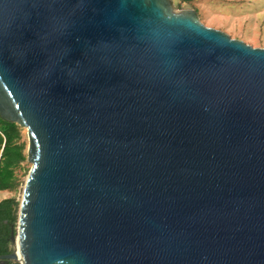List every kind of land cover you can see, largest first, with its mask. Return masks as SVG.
I'll return each mask as SVG.
<instances>
[{"label":"water","instance_id":"95a60500","mask_svg":"<svg viewBox=\"0 0 264 264\" xmlns=\"http://www.w3.org/2000/svg\"><path fill=\"white\" fill-rule=\"evenodd\" d=\"M0 118V264H264V47L171 0H0Z\"/></svg>","mask_w":264,"mask_h":264},{"label":"rangeland","instance_id":"374dc122","mask_svg":"<svg viewBox=\"0 0 264 264\" xmlns=\"http://www.w3.org/2000/svg\"><path fill=\"white\" fill-rule=\"evenodd\" d=\"M174 9H194L199 21L219 29L230 38L242 40L254 47H264V0H171ZM20 140L26 148L25 129L20 130ZM29 163L25 160L16 168L19 185L15 191H0V199L14 196L18 201ZM3 192L5 195L3 196Z\"/></svg>","mask_w":264,"mask_h":264},{"label":"trees","instance_id":"16d2710c","mask_svg":"<svg viewBox=\"0 0 264 264\" xmlns=\"http://www.w3.org/2000/svg\"><path fill=\"white\" fill-rule=\"evenodd\" d=\"M20 130L15 123L0 118V191H15L19 185L15 170L25 160ZM17 206L14 196L0 199V253L9 251V226L15 221Z\"/></svg>","mask_w":264,"mask_h":264},{"label":"crops","instance_id":"0c3cea01","mask_svg":"<svg viewBox=\"0 0 264 264\" xmlns=\"http://www.w3.org/2000/svg\"><path fill=\"white\" fill-rule=\"evenodd\" d=\"M3 191H5V190H3ZM5 195V192H3V196ZM8 197V196H7ZM2 199V198H1Z\"/></svg>","mask_w":264,"mask_h":264},{"label":"flooded vegetation","instance_id":"af4514ba","mask_svg":"<svg viewBox=\"0 0 264 264\" xmlns=\"http://www.w3.org/2000/svg\"><path fill=\"white\" fill-rule=\"evenodd\" d=\"M0 254H4V253H0Z\"/></svg>","mask_w":264,"mask_h":264}]
</instances>
